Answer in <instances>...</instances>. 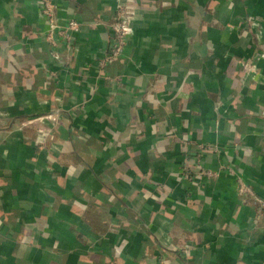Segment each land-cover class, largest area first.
Returning <instances> with one entry per match:
<instances>
[{
	"label": "crops",
	"instance_id": "crops-1",
	"mask_svg": "<svg viewBox=\"0 0 264 264\" xmlns=\"http://www.w3.org/2000/svg\"><path fill=\"white\" fill-rule=\"evenodd\" d=\"M122 1L53 0L79 22L65 50L34 0H0V264H264V213L235 192L238 176L264 200V0L238 19L232 0H135L100 67ZM77 103L68 151L32 143L35 123L55 125L39 116ZM197 153L215 179L181 178Z\"/></svg>",
	"mask_w": 264,
	"mask_h": 264
},
{
	"label": "built area",
	"instance_id": "built-area-1",
	"mask_svg": "<svg viewBox=\"0 0 264 264\" xmlns=\"http://www.w3.org/2000/svg\"><path fill=\"white\" fill-rule=\"evenodd\" d=\"M37 14L39 19L43 22L45 28L43 31V37L48 44L54 46L61 42L64 45L65 50L70 48V38L71 35L78 31L79 22L73 18H66L63 23H59L55 16L53 0H34ZM124 2L115 4V9L122 10ZM126 14L130 13V9L123 10ZM121 22V24H117ZM114 26V33L111 36L108 44L107 53H104L100 58V63L109 64L113 62L120 54L123 49L124 40L127 37L128 33L131 31V27L125 23V19H118ZM259 57H264V53H260ZM50 74V73H49ZM204 146L198 145V149L201 150ZM197 156L198 153H197ZM184 168V166H183ZM197 174L200 177H205L206 179H215L218 176V170H210L203 168L200 164L198 165ZM229 172H232L230 167L226 168ZM186 176V174H184ZM235 192L238 196H248L251 197L253 203L257 207L258 213H264V200L257 198L252 195L249 188L245 185L242 179L238 176L235 177Z\"/></svg>",
	"mask_w": 264,
	"mask_h": 264
},
{
	"label": "rangeland",
	"instance_id": "rangeland-1",
	"mask_svg": "<svg viewBox=\"0 0 264 264\" xmlns=\"http://www.w3.org/2000/svg\"><path fill=\"white\" fill-rule=\"evenodd\" d=\"M122 1V0H121ZM186 1V0H185ZM241 0H232V1H228V3H227V5H226V7L229 9L228 11H226V12H229V11H233L234 12V14H235V17L237 16V19L239 18V14L241 13L240 11H241V8H242V6H241V4L239 3ZM122 2H124V5L123 6H121L122 7V10H118V9H113V11H112V13H111V16H110V20L108 21V23H109V28H110V31H109V40H110V38H111V36H113V33H114V29H113V26L118 22V19H121V18H123V19H125V23H127L130 27H131V31L128 33V35H127V37L132 33V31H133V27H132V21H134V19H135V17H136V5H137V3L135 2V0H123ZM235 2H237V5L235 6ZM130 9V13H125L123 10L124 9ZM222 12H224V11H222ZM221 12V13H222ZM232 12V13H233ZM232 13H230V14H232ZM229 14V15H230ZM243 16H246L245 18H246V24H247V26L251 29V30H253V32L255 31V30H257V29H259V27H260V24L258 23V21H260L261 20V18H260V16H262V15H260V14H252V15H243ZM183 18H184V20H185V22L186 23H188L187 22V20H186V18L183 16ZM117 24H121V22H119V23H117ZM79 26V25H78ZM79 30V29H78ZM78 32V31H77ZM76 33V32H75ZM74 34V33H73ZM253 35L254 36H256V34H254L253 33ZM254 36H253V38H254ZM127 37L125 38V40H124V45L126 44V39H127ZM72 40V35H71V38H70V44H71V41ZM108 44H109V42H108ZM108 44H107V47H106V51H105V53H107V50H108ZM123 45V46H124ZM71 46V45H70ZM123 50V49H122ZM263 52V51H262ZM261 53V52H260ZM259 53V54H260ZM122 54V51L120 52V54L117 56V58H119L120 57V55ZM116 58V59H117ZM115 59V60H116ZM114 61V60H113ZM105 65H107V64H101L100 62H99V66L100 67H103V66H105ZM93 89H92V91L93 90H95V86L94 87H92ZM79 103H77V104H75L74 106H75V109H71V110H65L64 108H63V106L62 107H58L57 108V110H55V108H52L51 110L52 111H50V112H46L45 114H43V115H41V116H39V118H37V120L38 119H41L42 118V120L44 121V120H47L48 118H49V120H54L55 121V125H53L54 127H52V126H49V127H47V126H44V127H42V126H40V124L39 123H35V128H34V133H35V138H33L32 139V143L33 144H39L40 145V147H42L41 145H42V142H39V141H41L43 138H44V140H45V138H48L51 142H50V144H49V148H50V150L51 151H54V152H57V153H63L62 151H61V149L63 148V141L62 140H60L58 137H57V135H58V132L59 131H61V129L63 128V125L61 124L62 123V118H64V119H70V118H73V120L74 119H76V118H78V117H80V116H84V114H83V110L82 109H80L81 108V105H78ZM78 105V106H77ZM77 106V107H76ZM79 107V108H78ZM63 108V110H61ZM47 118V119H46ZM28 122H30V123H33L35 120H27ZM30 123H28V124H30ZM37 136V137H36ZM182 138H180V141L181 142H179V147H181V150L183 149H185V145L186 144H188V142H187V140L185 139V136L183 135V136H181ZM37 141V142H36ZM37 144V145H38ZM65 145V144H64ZM191 145V144H190ZM65 146H67L66 147V150L68 151L69 149H68V144H66ZM186 150V149H185ZM67 151H65V152H67ZM188 159H189V157H188ZM187 158L184 160V163H187L188 160ZM201 154H200V156H197V154H195V156H194V163H192L191 165H193V167H187V166H185V164L183 165L184 166V168H183V170H182V172H181V174H180V176H181V178L182 179H184V180H186V181H189V182H191V179H192V177H197V178H201V180H208V179H206L204 176L203 177H200L198 174H197V167H198V165L200 164L201 165ZM190 165V164H189ZM202 166V165H201ZM203 167V166H202ZM190 168H192V169H190ZM203 168H205V167H203ZM207 169V168H206ZM184 174H186V176H184ZM117 229H118V227H117Z\"/></svg>",
	"mask_w": 264,
	"mask_h": 264
},
{
	"label": "trees",
	"instance_id": "trees-1",
	"mask_svg": "<svg viewBox=\"0 0 264 264\" xmlns=\"http://www.w3.org/2000/svg\"><path fill=\"white\" fill-rule=\"evenodd\" d=\"M77 17H73V19H76ZM45 83H44V86H43V88L44 89H47V83H48V79L47 78H45ZM49 84V83H48ZM57 103H58V101H56ZM44 143V142H43ZM38 144V143H37ZM170 260H171V257L169 256V255H164V257L162 258V260L161 261H159V262H156V263H154V264H169L170 263Z\"/></svg>",
	"mask_w": 264,
	"mask_h": 264
}]
</instances>
